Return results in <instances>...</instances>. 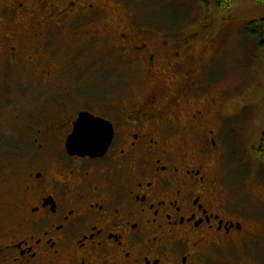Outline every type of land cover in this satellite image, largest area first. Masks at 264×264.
<instances>
[{"label":"flooded vegetation","instance_id":"af4514ba","mask_svg":"<svg viewBox=\"0 0 264 264\" xmlns=\"http://www.w3.org/2000/svg\"><path fill=\"white\" fill-rule=\"evenodd\" d=\"M122 3L0 0V82L48 105L2 155L0 264L264 263V193L226 183L227 89L208 95L228 23L157 33ZM81 112L110 124L104 152L69 151Z\"/></svg>","mask_w":264,"mask_h":264},{"label":"rangeland","instance_id":"374dc122","mask_svg":"<svg viewBox=\"0 0 264 264\" xmlns=\"http://www.w3.org/2000/svg\"><path fill=\"white\" fill-rule=\"evenodd\" d=\"M122 1L120 5L124 4V9L140 12L147 20L146 25L157 33L183 36L207 19L219 27L222 22L228 23L222 30L219 47H215L218 56L214 64L208 61V68L211 67L208 73L206 70L208 81L214 84L208 95H221V90L227 89L221 97L223 114L218 119L223 151L219 167L226 183L236 189L254 185L264 193V162L256 153L264 133V39L262 43L249 32L250 25L259 24L264 17V2L236 0L229 12H222L215 0ZM79 84V94H89L88 80L82 78ZM31 95L16 82H0V223L3 226L9 211L6 190L11 164L9 167V159L2 155L9 153L11 146L23 143L25 135L31 132L28 118L42 115L41 107L48 106L42 97Z\"/></svg>","mask_w":264,"mask_h":264},{"label":"water","instance_id":"95a60500","mask_svg":"<svg viewBox=\"0 0 264 264\" xmlns=\"http://www.w3.org/2000/svg\"><path fill=\"white\" fill-rule=\"evenodd\" d=\"M85 124L91 127H102L104 129V135L100 137H84L78 136L77 132ZM110 124L102 118L96 117L90 112H81L79 118L75 122L73 133L67 140V147L70 152H78L84 154H93L97 150L105 151L111 141L112 131Z\"/></svg>","mask_w":264,"mask_h":264},{"label":"trees","instance_id":"16d2710c","mask_svg":"<svg viewBox=\"0 0 264 264\" xmlns=\"http://www.w3.org/2000/svg\"><path fill=\"white\" fill-rule=\"evenodd\" d=\"M215 1L217 3L219 10L222 12H229L236 4V0H215ZM253 1L259 2V3L264 2V0H253ZM249 32H250L251 36H254L258 39H261V42L263 43V39H264V17L259 21V24L250 25ZM256 150H257L256 153L259 155L261 160L264 162V133L261 136L260 146Z\"/></svg>","mask_w":264,"mask_h":264},{"label":"snow or ice","instance_id":"6c2138e0","mask_svg":"<svg viewBox=\"0 0 264 264\" xmlns=\"http://www.w3.org/2000/svg\"><path fill=\"white\" fill-rule=\"evenodd\" d=\"M77 135L84 137H100L104 135V129L102 127H91L88 124H85L80 130H78Z\"/></svg>","mask_w":264,"mask_h":264}]
</instances>
